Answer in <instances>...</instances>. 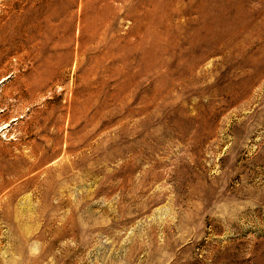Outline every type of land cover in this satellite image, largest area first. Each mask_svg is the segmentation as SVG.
<instances>
[{
	"label": "rangeland",
	"instance_id": "rangeland-1",
	"mask_svg": "<svg viewBox=\"0 0 264 264\" xmlns=\"http://www.w3.org/2000/svg\"><path fill=\"white\" fill-rule=\"evenodd\" d=\"M0 264H264V0H0Z\"/></svg>",
	"mask_w": 264,
	"mask_h": 264
},
{
	"label": "bare ground",
	"instance_id": "bare-ground-1",
	"mask_svg": "<svg viewBox=\"0 0 264 264\" xmlns=\"http://www.w3.org/2000/svg\"><path fill=\"white\" fill-rule=\"evenodd\" d=\"M149 21V20H148ZM113 71V70H112Z\"/></svg>",
	"mask_w": 264,
	"mask_h": 264
}]
</instances>
